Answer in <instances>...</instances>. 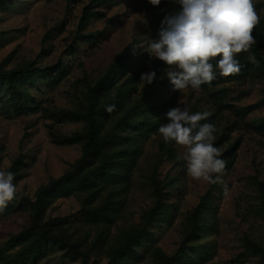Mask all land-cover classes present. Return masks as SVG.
<instances>
[{
	"label": "trees",
	"instance_id": "1",
	"mask_svg": "<svg viewBox=\"0 0 264 264\" xmlns=\"http://www.w3.org/2000/svg\"><path fill=\"white\" fill-rule=\"evenodd\" d=\"M111 0H90L82 8L75 38L80 42H89L100 31L83 33L92 18H99L103 12L97 7L110 3ZM147 13L149 38H158L165 16L179 10L177 0H162L159 6L151 5L148 0H138ZM7 0H0V8ZM261 7L260 11L258 7ZM260 16V23L253 35L257 44L251 52L259 61L258 66L251 64L248 53L237 55L241 71L237 75L220 76L211 86L205 84L201 90L207 97L218 100L226 95L224 87L228 82L261 79L264 82V4H255ZM3 33L0 32V45ZM75 39V40H76ZM71 41L68 54L74 55L79 42ZM137 41H132L120 50L115 58L94 78L84 71L73 83L76 88L74 102L68 107L45 108L39 105L31 89L55 90L65 81L72 70V64L63 57L55 62L42 64L39 55L8 67L9 56L0 61V98L7 93L6 103L14 115H26L43 110L51 120L48 126L49 137L57 145H79L80 155L58 177H52L39 185L32 196L17 190L16 198L0 214L12 209L25 212L26 222L16 233H11L0 246V264H37L47 258L54 250L62 252L63 257L79 260L80 264H94L104 260V264H188L191 254L189 249L204 257L208 248L203 245L189 246L188 239L194 234L202 236L210 228L205 226V219L210 210L212 192L216 184L199 198L198 203L187 213L182 237L178 247L172 253L153 241L150 227L157 220L170 221L173 213L168 201L172 181H163L158 176V166L164 156L180 162L175 148L159 142L155 156L145 181L152 198L151 204L143 211L139 222L126 219L127 192L131 187L136 170L139 169L143 156V145L149 136L157 132L161 121L158 113L168 111V100L162 94L170 89L163 61L150 57L149 53L138 50ZM47 55V54H46ZM212 63L215 65L216 61ZM80 63V67H82ZM146 70L154 71L156 77L151 84L141 81ZM143 84V88L140 86ZM115 104V111L109 113L107 106ZM37 106V107H36ZM250 107H244L246 112ZM194 103L190 112H197ZM158 115V116H157ZM209 118L202 123H210ZM63 122L79 123L81 127L68 133H62L55 124ZM214 146L218 147L230 170L236 160L240 140L231 141L222 131L214 134ZM0 144V170L15 174L14 184L23 178L22 170L26 166L27 153L20 145L17 156L11 164L2 169ZM256 187L258 207L264 213V185L256 177H251ZM74 198L79 209L65 216L48 217V211L58 198ZM15 206V207H14ZM79 216L78 223L71 218ZM205 222V223H204ZM148 238L149 241L144 239ZM242 250L237 255L244 259L257 256L264 264V244L250 234L241 238ZM143 247L140 253L138 248Z\"/></svg>",
	"mask_w": 264,
	"mask_h": 264
},
{
	"label": "rangeland",
	"instance_id": "2",
	"mask_svg": "<svg viewBox=\"0 0 264 264\" xmlns=\"http://www.w3.org/2000/svg\"><path fill=\"white\" fill-rule=\"evenodd\" d=\"M90 0H7L0 8V32L3 33L0 45V61L9 56L8 67L16 63L38 57L42 64L53 63L63 57L72 64L69 77L55 90L32 87V96L45 108L68 107L74 102L76 88L74 82L85 71L90 78L96 77L116 54L132 41H137L138 50L145 51V39L149 38L147 13L138 0H111L97 7L103 12L99 18H92L83 29V33L100 31L89 42H80L75 38L82 8ZM264 4V0H255V4ZM258 9L260 11L261 7ZM76 39V40H75ZM79 42L74 55H69L71 41ZM47 54V55H46ZM82 63V67H80ZM167 68L165 66L164 70ZM162 71L165 74V71ZM150 72L146 70L145 73ZM143 82L140 88H143ZM170 89L162 94L168 100V111L174 107L188 106L191 110L195 103L199 112L211 113L209 122L216 127L214 134L224 131L229 140H240L237 157L233 167L224 171L222 179L227 185L216 184L212 192L210 210L205 226L210 228L203 236L192 235L187 244L203 245L208 248L204 257L189 249L191 259L188 264H263L259 257L249 256L239 260L242 250L241 238L250 234L264 244V213L259 210L256 187L252 176H256L264 185V82L261 79L228 82L224 84L226 95L218 100L206 96L202 90L190 87L183 92ZM0 98V144L1 167L6 169L17 156L21 145L27 153L24 176L16 189L32 196L36 188L52 177L61 175L80 155L79 145H57L49 137L47 125L51 120L43 110L17 116L6 103L5 91ZM250 107L246 112L244 107ZM37 107V106H36ZM167 111V112H168ZM166 113H158L162 124L168 123ZM62 133L79 129L74 122L55 124ZM157 129L145 141L139 169L127 192L126 219L139 222L143 211L151 204L147 181L150 165L158 152V144L163 141ZM172 145L180 157L184 149L174 141L164 142ZM158 176L163 181H172L168 201L173 213L170 221L157 220L150 227L153 241L166 253H172L178 247L182 237L187 213L198 203L199 198L211 184L194 181L188 174L186 162L164 156L158 166ZM15 207V206H14ZM79 209L78 202L72 198H58L48 211V217L65 216ZM0 214V246L11 233L18 232L26 222L25 212L12 209ZM79 216L71 218L78 223ZM149 241L148 238L144 239ZM139 252L143 247L138 248ZM99 260L94 264H104ZM37 264H80L79 260L63 257L59 250ZM138 264H149L144 261Z\"/></svg>",
	"mask_w": 264,
	"mask_h": 264
},
{
	"label": "clouds",
	"instance_id": "3",
	"mask_svg": "<svg viewBox=\"0 0 264 264\" xmlns=\"http://www.w3.org/2000/svg\"><path fill=\"white\" fill-rule=\"evenodd\" d=\"M159 6L162 0H148ZM180 8L165 16L158 38L150 40L145 49L150 57L163 61L164 70L173 90L183 92L189 87L201 90L202 85L211 86L220 76L237 75L241 71L237 55L248 53V61L258 66L259 61L251 52L257 44L253 35L260 23L255 0H177ZM215 60L214 65L212 61ZM154 71L143 73L141 81L151 84ZM116 105L106 111H115ZM168 123L158 132L164 142L174 141L184 151L187 174L194 181L221 184L227 194L228 188L222 176L226 161L221 150L214 146L216 127L202 123L211 115L208 111L190 112L188 106L174 107L167 112ZM15 174L0 170V213L16 198Z\"/></svg>",
	"mask_w": 264,
	"mask_h": 264
}]
</instances>
